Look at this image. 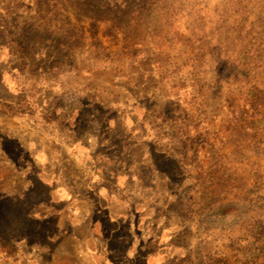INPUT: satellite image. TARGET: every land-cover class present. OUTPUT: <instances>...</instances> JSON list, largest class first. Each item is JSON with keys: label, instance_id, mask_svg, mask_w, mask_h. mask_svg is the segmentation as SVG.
<instances>
[{"label": "rangeland", "instance_id": "1", "mask_svg": "<svg viewBox=\"0 0 264 264\" xmlns=\"http://www.w3.org/2000/svg\"><path fill=\"white\" fill-rule=\"evenodd\" d=\"M0 264H264V0H0Z\"/></svg>", "mask_w": 264, "mask_h": 264}]
</instances>
